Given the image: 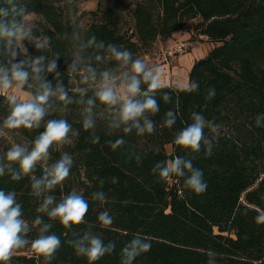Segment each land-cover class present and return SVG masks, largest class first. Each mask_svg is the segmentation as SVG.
Here are the masks:
<instances>
[{"label":"trees","instance_id":"1","mask_svg":"<svg viewBox=\"0 0 264 264\" xmlns=\"http://www.w3.org/2000/svg\"><path fill=\"white\" fill-rule=\"evenodd\" d=\"M29 9L38 15L39 30L51 35L58 47L65 44L58 35L78 25L100 39L129 48L139 57L194 19L195 35L206 36L215 44L189 72V80L199 84L198 91L178 92L176 85L161 90L172 92L174 100L179 96V115L172 129L161 125L164 112L174 105H165L158 95L160 113L153 117L157 123L154 134L137 137L133 133L126 137L128 146L112 151L105 140L114 137L104 136L100 128V144L85 143L87 134L82 133L74 147L65 149L75 157L65 193L76 188L90 197L99 188L94 177L106 180L103 190L108 202L103 206L92 202L87 219L95 222L99 211L110 212L113 224L107 228L97 224L94 230L106 243L114 241L116 249L95 264H119L120 249L137 232L151 238L152 248L134 264H206L208 249L219 253L217 264H264V225L255 223L259 211L264 210V128L255 126V116L264 113V0H113L106 4L99 1L97 8L82 11L73 2L30 0ZM70 10L75 11V25ZM61 70H65L63 60ZM209 88L216 90L210 101L206 99ZM192 111L215 118L222 127L213 154L206 156L202 148L193 160L194 166L204 172L207 191L195 195L184 190L181 198L183 178L164 183L151 168L175 155H188L173 144V138L191 123ZM5 112L0 97V116ZM64 115L74 127H80L77 105H70ZM205 133L210 135L208 130ZM34 135L23 131L16 138L19 141ZM169 144L171 151L167 150ZM89 147L91 151L85 152ZM129 147L144 154L142 163L126 159ZM58 155L54 153V158ZM113 176L119 177V183H111ZM26 183L27 179L14 183L8 177L0 178V188H15L26 217L32 218L36 204L28 195ZM124 200L130 203L125 206L121 203ZM53 231L66 239L60 225ZM26 250L15 254L20 264H40L42 258L38 260L35 254H20ZM51 264L88 261L64 244Z\"/></svg>","mask_w":264,"mask_h":264},{"label":"clouds","instance_id":"2","mask_svg":"<svg viewBox=\"0 0 264 264\" xmlns=\"http://www.w3.org/2000/svg\"><path fill=\"white\" fill-rule=\"evenodd\" d=\"M29 3L0 0V97L6 109L0 116V140L10 145L0 151V178L8 177L14 183L27 179L25 187L36 206L35 215L27 218L17 190L0 188V264H12L14 255L22 249L33 252L38 260L42 258L43 264H51L64 244L78 257L86 258L88 264H95L116 249L114 241L106 243L94 230L97 224L104 228L113 224L110 212L99 211L95 222L87 219L92 202L97 206L108 202L103 190L106 180L94 177L99 188L90 197L76 188L65 193V182L75 165L73 153L65 149L74 147L82 133L87 134L85 143L100 144V128L104 136L114 137L105 140L112 151L128 146L126 137L133 133L137 137L154 134L157 123L153 117L160 113L158 95L165 105H174L164 112L161 125L172 129L179 115V96L174 100L172 92H161L170 87L163 82L161 67L134 56L121 44L98 38L89 29L77 25L71 32L60 33L58 39L65 44L58 47L51 35L39 30ZM69 14L75 25V11ZM198 89L199 84L189 80L176 91L193 93ZM215 95V88H209L206 99L210 101ZM70 105L78 106L80 127H74L64 115ZM190 119L191 123L173 138V144L188 155H175L151 168L164 183L183 178L181 198L184 190L195 195L207 191L204 172L194 166L193 160L202 148L206 156L213 154L222 127L215 118L207 119L198 111H192ZM255 126L264 128V113L255 116ZM23 131L35 135L13 139ZM54 153H59L58 158ZM143 157L134 147L128 148V161L140 164ZM111 183H119V177L113 176ZM121 203L126 206L130 201ZM255 223L264 225V210L259 211ZM57 224L65 230L66 239L53 231ZM151 248V238L137 232L120 249L119 264H134ZM205 254L206 264H217V251L208 249Z\"/></svg>","mask_w":264,"mask_h":264},{"label":"rangeland","instance_id":"3","mask_svg":"<svg viewBox=\"0 0 264 264\" xmlns=\"http://www.w3.org/2000/svg\"><path fill=\"white\" fill-rule=\"evenodd\" d=\"M61 3H77L80 6L81 11L86 9H95L97 8L99 1H102L103 4H106L108 2L112 3L113 0H57ZM35 19H38V15L35 16ZM197 20H188L184 23L182 28H180L178 31V36H173L172 38L168 40H158L155 42V44L152 46V48L146 52V53H141L139 58L144 59L147 63L151 65H156L159 66L163 69V71L166 72L167 75H171V77L175 76H182V74H189L190 70H186L185 67H181L179 59L176 60L177 64L176 68L175 66V61L173 60L175 57L177 58L180 54H185L187 55L188 53H191L192 56L194 55V52L191 51L192 49V41L200 40V41H208L211 42L206 36H197L195 35V29H194V24ZM174 35H176L174 33ZM186 43L188 45V51L183 52L177 50L178 47L182 44ZM196 43H199V41H196ZM181 59V58H180ZM170 66L168 68L167 65ZM194 65V64H193ZM14 140L17 141L16 137H13ZM10 146L7 141L0 140V151L6 150V148ZM167 150L171 151L172 146L169 144L167 145ZM24 254H29V255H34L33 252L30 250H26L24 252H20ZM19 254V253H16ZM43 263V260H40V264ZM12 264H20L19 260L15 258V255L12 259Z\"/></svg>","mask_w":264,"mask_h":264},{"label":"crops","instance_id":"4","mask_svg":"<svg viewBox=\"0 0 264 264\" xmlns=\"http://www.w3.org/2000/svg\"><path fill=\"white\" fill-rule=\"evenodd\" d=\"M178 32L176 31L174 36H178ZM173 39V38H172ZM196 41H199V43H196ZM192 41V49L191 51L194 52V55L192 56L191 53H188L187 55L185 54H180L177 58L175 57L173 60L175 61V67L177 66L176 60L179 59L181 67H185L186 70H189L193 64L195 63L196 60L204 57L208 52L214 47V42H208V41H200L196 40ZM181 58V59H180ZM165 65L168 66V64L165 63ZM170 68V66H168ZM189 81V74H182V76H175L171 77V75H167L165 71H163V82L165 84L169 85H176V86H181L183 83Z\"/></svg>","mask_w":264,"mask_h":264},{"label":"built area","instance_id":"5","mask_svg":"<svg viewBox=\"0 0 264 264\" xmlns=\"http://www.w3.org/2000/svg\"><path fill=\"white\" fill-rule=\"evenodd\" d=\"M188 45L186 44V43H182L179 47H178V49L177 50H179V51H183V52H187L188 50Z\"/></svg>","mask_w":264,"mask_h":264}]
</instances>
